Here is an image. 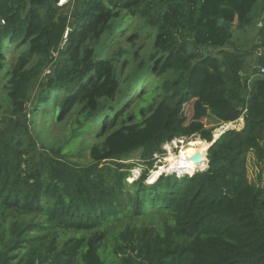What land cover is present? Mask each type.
Segmentation results:
<instances>
[{"label":"trees","instance_id":"obj_1","mask_svg":"<svg viewBox=\"0 0 264 264\" xmlns=\"http://www.w3.org/2000/svg\"><path fill=\"white\" fill-rule=\"evenodd\" d=\"M59 1L0 0V82L7 79L17 115L0 116V264H264V186L248 170L250 154L264 161V11L252 82L244 58L226 49L264 3L74 0L72 20ZM127 16H141L155 40L129 73L125 96L111 104L121 56L136 51H104ZM16 46L8 66L6 53ZM151 70L162 77L161 100L125 111L134 88L153 80ZM75 105L83 119L105 126L89 164L73 162L63 148L42 150L30 129L32 118H60ZM239 118L243 128L214 141L216 127ZM192 135L213 143L207 167L148 183L163 146ZM136 152L147 167L129 181L126 161Z\"/></svg>","mask_w":264,"mask_h":264},{"label":"rangeland","instance_id":"obj_2","mask_svg":"<svg viewBox=\"0 0 264 264\" xmlns=\"http://www.w3.org/2000/svg\"><path fill=\"white\" fill-rule=\"evenodd\" d=\"M64 1L65 0H60L59 5L64 6V11H69L72 19V14L75 9L74 0ZM260 2L264 3V0H260ZM263 11L264 9H260V11L257 12L258 14L251 25L243 28H236L234 31V41L226 48L230 52L234 53V55L244 58L246 62L247 75L249 76V83L252 82L256 76H258V72L254 70V63L258 56L263 54L261 48L260 51H258L259 53H257L254 48V44L258 42V39L261 37L259 27L262 25ZM122 25L124 26L118 33L114 31V38L110 41L108 46L105 47L104 52H107L108 54H115L116 56L121 53V50H133L136 51V53H123L121 56V86L115 96V99L110 100L111 104H114L115 101L125 96V92L128 87L129 73L140 63L142 59H146L150 56L156 34L154 28L145 25V21L141 18V16H127L123 20ZM94 45L97 46L96 43H94ZM20 49L21 46H16L14 49L9 50L6 53L8 66H13L16 62V57ZM48 72L49 70L45 73ZM151 76L153 77V80H150L149 78L144 79V81L140 82L137 87L134 88V91L127 96L126 103L124 105L125 111H140V103L150 102L157 105V103L161 100L162 95L156 94V82L161 81L162 77L156 75V70H151ZM7 91V79L4 78L0 82V103L3 105L0 116L1 118H17V115L13 112L14 106L8 100ZM36 94L37 93L35 92L31 96L33 102L31 107L35 103ZM152 95H154V98ZM29 109L30 107H27L24 111V113H27L28 118L30 115ZM182 115L183 117L185 116L186 123L189 122L192 115L191 103L186 104ZM20 119L23 121L24 117L21 116ZM118 121H120L119 118L116 123ZM203 123L208 128L214 125L212 119L210 118L204 119ZM244 124V118H239L233 122L216 127L213 131L214 140L228 128L236 127L241 129ZM30 129L34 140L42 150H46L47 148H63L64 152L69 155L68 157L73 162L78 164H89L92 162L90 158L91 146L100 142L106 135L104 123L97 124L91 119H83L79 114L77 105L73 106L66 113V115L60 118L54 117L50 120L41 116L32 118V121L30 122ZM79 129L80 133H78ZM192 141L207 142L202 140L199 135H192L190 137L176 138L171 142L166 143L163 146L165 152L155 155L156 160L150 171L147 182L153 183L162 173H176L178 176H182L185 173L192 174L190 172L178 171V167L170 165L169 161L171 155H179L181 149L183 147H188L191 144H189V142ZM261 143H264V140H262ZM126 162L132 165L131 177H129V181H133L134 179L140 177L143 169L147 167V164H145V160L141 156L140 152L134 153ZM204 165L205 166L203 168L207 166V161L204 162ZM200 169V167H197V170ZM248 170L250 181L264 186V161L261 163L257 161L254 153L250 154L248 157ZM12 219H14V217L10 216V223ZM17 219L20 221L31 219L41 220V218L35 217L34 215H21ZM63 234H66L67 236L71 235L68 233ZM111 249H113V247H111Z\"/></svg>","mask_w":264,"mask_h":264},{"label":"bare ground","instance_id":"obj_3","mask_svg":"<svg viewBox=\"0 0 264 264\" xmlns=\"http://www.w3.org/2000/svg\"><path fill=\"white\" fill-rule=\"evenodd\" d=\"M189 144L190 145L188 147H183L181 149L179 155H177V156L171 155L169 158V161H170V165L178 167V171L190 172L193 174L197 170V167L203 168L205 165H204V163L195 164L191 160L192 155H194L195 153H198V152L205 151L207 149L209 143L208 142H202V141H192V142H189Z\"/></svg>","mask_w":264,"mask_h":264},{"label":"water","instance_id":"obj_4","mask_svg":"<svg viewBox=\"0 0 264 264\" xmlns=\"http://www.w3.org/2000/svg\"><path fill=\"white\" fill-rule=\"evenodd\" d=\"M205 54H207V52H205ZM215 140H216V139H215ZM215 140H214V141H215ZM214 141H213V142H214ZM212 144H213V143H210L205 151H203V152H198V153H195L194 155H192L191 160H192L195 164H202V163H204L205 161L208 162V158H207L208 149L210 148V146H211ZM206 167H207V166H206ZM206 167H205V168H206ZM205 168H201L200 170H204ZM196 171H198V170H196ZM196 171H195V172H196ZM195 172H194V173H195ZM194 173H193V174H194ZM191 175H192V174H191Z\"/></svg>","mask_w":264,"mask_h":264},{"label":"built area","instance_id":"obj_5","mask_svg":"<svg viewBox=\"0 0 264 264\" xmlns=\"http://www.w3.org/2000/svg\"><path fill=\"white\" fill-rule=\"evenodd\" d=\"M67 0H65L64 2H66ZM2 22H4L3 20H2ZM259 67V73L260 74H264V66H258Z\"/></svg>","mask_w":264,"mask_h":264}]
</instances>
